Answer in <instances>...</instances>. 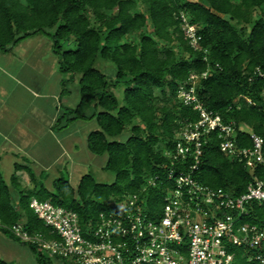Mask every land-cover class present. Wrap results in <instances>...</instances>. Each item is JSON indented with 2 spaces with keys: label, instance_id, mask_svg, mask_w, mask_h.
<instances>
[{
  "label": "trees",
  "instance_id": "trees-1",
  "mask_svg": "<svg viewBox=\"0 0 264 264\" xmlns=\"http://www.w3.org/2000/svg\"><path fill=\"white\" fill-rule=\"evenodd\" d=\"M263 5L264 0H0V49H10L34 32L51 36L61 69L79 74L81 93L78 104L65 106L53 126L61 129L76 119L95 118L98 127L89 131L88 147L106 153L104 168L115 174L113 181L104 182L86 172L76 184L62 174L50 187L41 179L47 172L38 176L28 164L15 163L10 183L0 168V221L11 225L23 220L31 232L56 236L30 205L32 196L76 210L85 227L96 225L101 211L135 192L146 210L160 212L175 186L167 176L171 158L166 151L174 148L180 127L200 116L178 96L193 71L208 70L197 85L198 94L208 108L235 120L238 144H252L245 127L264 136ZM181 11L202 35L198 48L181 26ZM99 58L114 63L112 75L98 66ZM120 83L125 85L123 101L113 89ZM125 130L129 134L119 138ZM219 142L218 131H212L203 143L198 179L237 194L255 176L264 179V165L246 167L224 153ZM23 168L32 185L19 182L16 171ZM155 175L159 177L152 184ZM11 186L18 191L16 203ZM247 206L243 221L264 226V203L251 200ZM1 228L29 245L39 262L52 264L58 257ZM232 250L233 264H252L243 246ZM0 264L18 263L0 259Z\"/></svg>",
  "mask_w": 264,
  "mask_h": 264
},
{
  "label": "built area",
  "instance_id": "built-area-1",
  "mask_svg": "<svg viewBox=\"0 0 264 264\" xmlns=\"http://www.w3.org/2000/svg\"><path fill=\"white\" fill-rule=\"evenodd\" d=\"M180 18L192 46L200 47L202 35L195 23L185 11L180 12ZM207 73L193 71L180 85L178 96L200 116L180 127L174 148L166 151L171 158L167 176L174 179L175 186L168 191L160 212L144 209V199L135 192L115 208L101 211L96 225L85 227L76 210L32 196L30 205L56 236L31 232L23 220L9 226L15 236L38 243L51 256L68 257L77 264H233L234 245L246 249L252 264H264V226L243 221L248 202L264 203V179L255 176L246 190L237 194L196 176L203 143L212 131H218L224 153L248 168L264 165V136L242 125L240 128L249 131L252 144H238L235 120H226L201 100L197 85ZM158 177L153 176L150 183Z\"/></svg>",
  "mask_w": 264,
  "mask_h": 264
},
{
  "label": "crops",
  "instance_id": "crops-1",
  "mask_svg": "<svg viewBox=\"0 0 264 264\" xmlns=\"http://www.w3.org/2000/svg\"><path fill=\"white\" fill-rule=\"evenodd\" d=\"M49 36L34 32L12 48L0 49V168L8 183L19 162L30 165L38 176L47 172L43 180L48 186L63 171L76 184L84 173L91 172L90 160L99 156L87 143L88 133L95 127L87 123L95 118L76 119L61 129L53 126L65 106L78 104L81 93L79 74L68 75L61 69ZM103 156L106 163L108 155ZM16 174L21 185H32L25 168ZM14 189L17 191L11 186ZM28 246L0 225V259L22 260L32 250Z\"/></svg>",
  "mask_w": 264,
  "mask_h": 264
},
{
  "label": "rangeland",
  "instance_id": "rangeland-1",
  "mask_svg": "<svg viewBox=\"0 0 264 264\" xmlns=\"http://www.w3.org/2000/svg\"><path fill=\"white\" fill-rule=\"evenodd\" d=\"M264 8V5L262 6ZM47 36H49V34H47ZM50 37V36H49ZM97 64L100 68H102L103 70H105L109 75H112L114 73L115 70V65L113 62H111L110 60H106L103 58H99L97 61ZM125 85L124 83H120L117 86L113 87V89L116 91L117 95L119 96V99L121 101H123V89H124ZM157 92L159 93V90H157ZM87 121H90L91 119H86ZM93 121V122H92ZM92 123H94L93 128H97L98 127V122L96 119L91 120L90 122H88V125H91ZM129 131L125 130L122 134H120L118 137L121 139H124L129 133ZM99 155L98 159L95 160H90V165H88L89 170L91 172H93L95 174V177L97 178V180L99 181H104V182H111L115 179V174L112 170H108L106 168H104V159H105V153L102 154V156L100 154H96ZM63 174H65L67 176L66 171H63ZM46 177H43L42 179H45ZM71 181V180H70ZM49 186L52 187V183L49 181L48 182ZM14 193L18 194V191H16L15 189L12 190ZM14 193H13V198L16 199V197H14ZM17 200V199H16ZM143 208L144 209H148V206L146 205V203H143ZM0 225L1 226H6L7 228H9L10 225L7 224H3L0 221ZM9 230L12 232V230L9 228ZM14 234V233H13ZM15 235V234H14ZM48 238H52L51 236L45 235ZM27 245V244H26ZM29 247V246H28ZM46 255H49V252L47 250H44ZM59 257V256H58ZM58 257H53V262L52 264H77L75 261H73L71 258H66L62 259V257L58 258ZM15 262H17L18 264H48V263H44V262H39L36 259V256L34 254V252L31 250V252H27L26 251V256L24 259L22 260H15Z\"/></svg>",
  "mask_w": 264,
  "mask_h": 264
}]
</instances>
